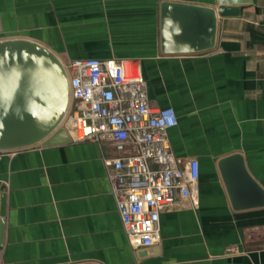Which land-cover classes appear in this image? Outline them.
<instances>
[{
	"label": "crops",
	"instance_id": "1",
	"mask_svg": "<svg viewBox=\"0 0 264 264\" xmlns=\"http://www.w3.org/2000/svg\"><path fill=\"white\" fill-rule=\"evenodd\" d=\"M163 1L217 7V0H0V40L39 42L63 62L139 60L151 105L176 111L169 136L178 165L199 162L196 195L162 211L158 242L134 248L107 179L105 159L117 155L111 141L1 154L0 264H264V206L233 208L218 169L239 153L264 189V0L218 17L215 47L188 54L161 51Z\"/></svg>",
	"mask_w": 264,
	"mask_h": 264
},
{
	"label": "built area",
	"instance_id": "2",
	"mask_svg": "<svg viewBox=\"0 0 264 264\" xmlns=\"http://www.w3.org/2000/svg\"><path fill=\"white\" fill-rule=\"evenodd\" d=\"M64 65L73 103L63 126L76 142H112L117 155L105 165L122 227L134 248H147L161 238L162 211L196 195L199 162L180 167L171 147L176 111L151 105L137 59L75 58Z\"/></svg>",
	"mask_w": 264,
	"mask_h": 264
},
{
	"label": "water",
	"instance_id": "3",
	"mask_svg": "<svg viewBox=\"0 0 264 264\" xmlns=\"http://www.w3.org/2000/svg\"><path fill=\"white\" fill-rule=\"evenodd\" d=\"M250 2L217 0V7H209L163 1L161 51L188 54L212 50L218 17L238 16ZM70 103L69 75L52 49L25 38L0 40V153L70 142L63 126ZM218 169L233 208L264 206V189L248 174L243 155L221 158ZM6 204V185L0 181V251L5 239Z\"/></svg>",
	"mask_w": 264,
	"mask_h": 264
}]
</instances>
